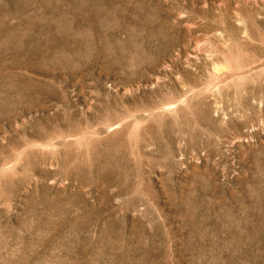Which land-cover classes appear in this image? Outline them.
Returning <instances> with one entry per match:
<instances>
[{
  "label": "rangeland",
  "instance_id": "1",
  "mask_svg": "<svg viewBox=\"0 0 264 264\" xmlns=\"http://www.w3.org/2000/svg\"><path fill=\"white\" fill-rule=\"evenodd\" d=\"M0 264H264V0H0Z\"/></svg>",
  "mask_w": 264,
  "mask_h": 264
}]
</instances>
